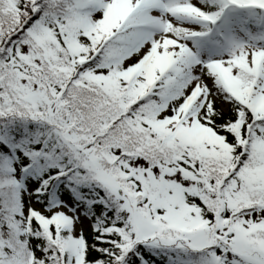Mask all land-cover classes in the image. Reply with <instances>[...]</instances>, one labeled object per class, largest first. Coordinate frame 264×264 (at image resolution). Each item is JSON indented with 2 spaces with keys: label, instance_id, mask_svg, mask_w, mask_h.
I'll return each mask as SVG.
<instances>
[{
  "label": "snow or ice",
  "instance_id": "obj_1",
  "mask_svg": "<svg viewBox=\"0 0 264 264\" xmlns=\"http://www.w3.org/2000/svg\"><path fill=\"white\" fill-rule=\"evenodd\" d=\"M0 264H264V0H0Z\"/></svg>",
  "mask_w": 264,
  "mask_h": 264
}]
</instances>
